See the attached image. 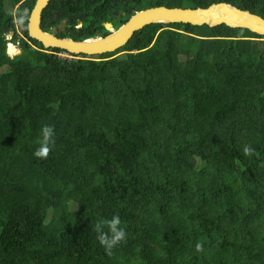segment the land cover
I'll list each match as a JSON object with an SVG mask.
<instances>
[{"label":"trees","instance_id":"1","mask_svg":"<svg viewBox=\"0 0 264 264\" xmlns=\"http://www.w3.org/2000/svg\"><path fill=\"white\" fill-rule=\"evenodd\" d=\"M35 2L0 0V264H264V37L152 24L72 55L29 36ZM217 3L264 19V0H51L41 29L83 41L129 11ZM113 215L109 255L94 226Z\"/></svg>","mask_w":264,"mask_h":264},{"label":"water","instance_id":"2","mask_svg":"<svg viewBox=\"0 0 264 264\" xmlns=\"http://www.w3.org/2000/svg\"><path fill=\"white\" fill-rule=\"evenodd\" d=\"M50 2L51 0H36L28 22L29 36L41 43L45 49H60L72 55L100 56L114 53L124 47L136 32L152 24L182 23L193 26L207 25L212 28L226 25L230 28L246 29L264 37L262 17L227 3H217L208 8L182 9L160 6L135 13L129 11L130 16L117 30L112 31V24L105 26L110 32L107 36L75 41L71 38H60L59 29L50 33L41 29L42 13ZM85 18L86 15H71L68 21H81ZM7 54L13 58L19 51L8 47Z\"/></svg>","mask_w":264,"mask_h":264},{"label":"clouds","instance_id":"3","mask_svg":"<svg viewBox=\"0 0 264 264\" xmlns=\"http://www.w3.org/2000/svg\"><path fill=\"white\" fill-rule=\"evenodd\" d=\"M53 32L55 31L53 30ZM9 45V47L16 48V46L12 44ZM54 136V129L51 125H42L40 128V143L38 147H36L33 151V156L40 159L46 158L49 151L54 146ZM244 151L249 152L251 151V149L245 147ZM105 228L107 229L106 231ZM94 230L97 233L96 238L99 244L101 245V247H103L105 253L109 255L111 254L112 249L119 243L123 242L127 237L126 230L124 227H121V220L117 215H113L110 219L99 220L95 224ZM195 251H202V244L200 242H197L195 244Z\"/></svg>","mask_w":264,"mask_h":264},{"label":"rangeland","instance_id":"4","mask_svg":"<svg viewBox=\"0 0 264 264\" xmlns=\"http://www.w3.org/2000/svg\"><path fill=\"white\" fill-rule=\"evenodd\" d=\"M78 27H80V25H79ZM9 46H10V45H8V47H9ZM15 49L18 50L17 47H16ZM120 55H121V54H118L117 56H120ZM70 205H71V210H72V211H76L77 206L75 205V203H71Z\"/></svg>","mask_w":264,"mask_h":264},{"label":"flooded vegetation","instance_id":"5","mask_svg":"<svg viewBox=\"0 0 264 264\" xmlns=\"http://www.w3.org/2000/svg\"><path fill=\"white\" fill-rule=\"evenodd\" d=\"M79 25H80V27H78ZM106 25H107V24H106ZM82 27H83V24H82V23H79V24L77 25L76 28H77L78 30H81ZM56 29H59V30H60V28H55L54 31H56ZM112 29H113L112 31H115L113 25H112ZM102 37H105V36H102Z\"/></svg>","mask_w":264,"mask_h":264}]
</instances>
